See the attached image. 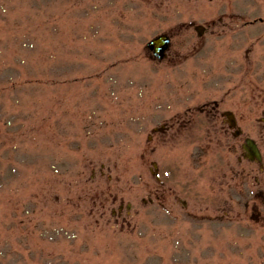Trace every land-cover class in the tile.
<instances>
[{"label":"rangeland","instance_id":"374dc122","mask_svg":"<svg viewBox=\"0 0 264 264\" xmlns=\"http://www.w3.org/2000/svg\"><path fill=\"white\" fill-rule=\"evenodd\" d=\"M263 113L264 0H0V264H264Z\"/></svg>","mask_w":264,"mask_h":264}]
</instances>
